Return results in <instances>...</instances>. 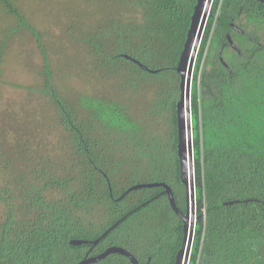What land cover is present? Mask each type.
Instances as JSON below:
<instances>
[{
	"label": "trees",
	"instance_id": "16d2710c",
	"mask_svg": "<svg viewBox=\"0 0 264 264\" xmlns=\"http://www.w3.org/2000/svg\"><path fill=\"white\" fill-rule=\"evenodd\" d=\"M100 1L103 16L94 28L79 35L69 29L81 45L73 61L80 69L73 78L82 82L78 89L60 84L61 71L30 27L47 59L41 74L34 70L31 82L0 83L17 89L15 107L23 110L15 116L24 123L0 125V264H77L112 246L130 251L141 264L148 258L174 264L181 248L182 222L161 190L119 198L137 183L165 182L186 210L177 156L176 66L197 0ZM0 2L20 28L27 25L11 0ZM221 5L223 18L239 16L248 51L243 63L232 62L231 72L214 64L202 74L200 91L197 85L192 90L201 219L190 264H264V0H215L213 14ZM215 41L225 42L219 31ZM164 128L171 137L165 143ZM52 133L59 137L49 142ZM223 203L231 204L216 206ZM120 220L96 246L71 244L95 241ZM97 264L131 262L114 254Z\"/></svg>",
	"mask_w": 264,
	"mask_h": 264
},
{
	"label": "rangeland",
	"instance_id": "374dc122",
	"mask_svg": "<svg viewBox=\"0 0 264 264\" xmlns=\"http://www.w3.org/2000/svg\"><path fill=\"white\" fill-rule=\"evenodd\" d=\"M11 1L25 16L28 23L26 22L27 25L20 28L19 22L7 13L3 3L0 2V83L2 81L26 83L24 80L31 82L33 76L41 74L47 59L43 57L36 37L32 35V32H35L36 35L42 36L43 45L46 46L49 54L48 61L56 65L57 69L61 71L60 79L58 78L60 84L78 89V85L82 82H75L73 78L77 76L80 69L74 66L73 61L76 60L75 55L79 54L81 45L76 43L75 39L70 38L69 29L74 26L78 31L77 35H79L94 28L103 16V2L100 0ZM27 27H30L32 32L26 29ZM203 67L204 61L200 65L198 78L194 74L192 90L196 85L197 90L201 88L199 81L201 73L206 71V68L203 69ZM196 69L195 66V73L197 72ZM34 70L37 71V74L33 72ZM16 95V88L5 89L0 86L1 126L20 125L21 128L24 127L21 117L15 116L16 113L23 110L20 106L15 107ZM41 111L43 114L45 113V110ZM29 120L32 125L37 122L33 118H29ZM160 131L163 142H167L171 138H167L168 130L164 128ZM51 135L53 137L48 138L49 142H52L50 138L59 137L55 133L49 134V136ZM204 221L206 223V219Z\"/></svg>",
	"mask_w": 264,
	"mask_h": 264
},
{
	"label": "water",
	"instance_id": "95a60500",
	"mask_svg": "<svg viewBox=\"0 0 264 264\" xmlns=\"http://www.w3.org/2000/svg\"><path fill=\"white\" fill-rule=\"evenodd\" d=\"M214 0H197L194 5L193 14L190 19L189 28L187 31L186 40L178 60L176 71L180 76L181 94L180 100L176 105V119H177V156L180 163V183L185 188L186 193V211L182 212L177 206L174 192L170 185L165 182L162 183H143L131 186L120 198H124L130 192L143 189L161 187L164 189L169 204L175 214L182 222L183 240L179 251L175 256L174 264H190L196 226L201 216L197 214V199H196V179H195V158H194V140H193V120L191 109L192 96V82L193 73L206 24L211 17V8ZM124 57L135 63L142 70L146 72H156L149 69L139 60L124 55ZM231 203H223L216 206H224ZM144 206V205H142ZM214 206V207H216ZM140 208V207H139ZM138 208V209H139ZM123 220V219H122ZM122 220L115 223L105 233H103L97 240H72L71 244L81 246L83 244L98 245L111 231H113ZM118 254L129 259L131 264H140L139 260L130 251L123 247L112 246L106 249L103 253L97 256H87L85 259L77 264H97L107 257Z\"/></svg>",
	"mask_w": 264,
	"mask_h": 264
},
{
	"label": "flooded vegetation",
	"instance_id": "af4514ba",
	"mask_svg": "<svg viewBox=\"0 0 264 264\" xmlns=\"http://www.w3.org/2000/svg\"><path fill=\"white\" fill-rule=\"evenodd\" d=\"M214 2H215V0H214ZM214 2H213V5H214ZM213 5H212V8H213ZM222 5H223V3H222ZM222 5L220 7V11H218V13H216V14H213L212 8H211V14L212 15H211V17H209V19L207 21L205 32H204L200 47L198 49V55H197L195 66H197V62H198V59H199V56H200V53L202 50V44H203L204 37L206 35V32L209 29L210 22L213 19V22H212L211 28H210V32H209L208 42H207V45H206V48H205V51L203 54V60H202V61H204L203 69L206 68V71H212L214 64H216V65L219 64V65H222L228 72H231V70L233 68L232 62L233 61H239V63H241V62L243 63V61L245 59L244 53L248 51V49H245V47H244L243 38L246 37V35H245L246 32L244 31V29L242 27L243 26L242 23L239 21V16H238L237 20H235L234 18H223L221 16ZM220 23H223L222 27H221ZM218 31L220 32L221 35L224 36L225 42H223L222 44H219L217 41H215V38H216ZM216 69H218V67ZM204 72L205 71H203L201 73V77H202V74ZM194 74H195V68H194L193 77H194ZM201 77H200V80H201ZM192 85H193V82H192ZM191 109H192V96H191ZM192 120H193V118H192ZM152 183H162V182L155 181ZM137 184H143V183H137ZM143 189H145V190L159 189V190H161L160 194L165 195L163 193L164 189L161 187L143 188ZM143 189H138V190H143ZM172 190H173V188H172ZM135 191H137V190H135ZM143 205H145V204H143ZM144 264H151V258H148V260L146 262H144Z\"/></svg>",
	"mask_w": 264,
	"mask_h": 264
}]
</instances>
